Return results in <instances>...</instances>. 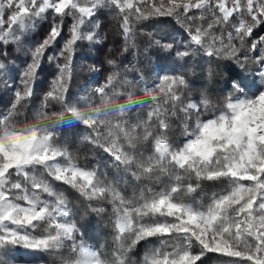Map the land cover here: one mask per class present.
Here are the masks:
<instances>
[{
    "label": "snow or ice",
    "instance_id": "6c2138e0",
    "mask_svg": "<svg viewBox=\"0 0 264 264\" xmlns=\"http://www.w3.org/2000/svg\"><path fill=\"white\" fill-rule=\"evenodd\" d=\"M102 7H115L124 14L126 43L132 36V19L183 17L180 22L189 40L187 50L176 53L180 58L203 52L239 61L234 41L243 45L264 25V0H160L158 5L152 0H0V44L4 45H19L39 20L53 13L48 35L28 49L31 60L21 75L23 91L15 90L12 110L0 117V264H15L6 257L17 246L51 252L67 248L69 257L61 264H130L132 249L150 239L158 240L159 246L147 252L141 264H197L209 252L264 264V91L248 94L233 82L234 92L240 95L229 94L224 106L215 108L206 97L197 103L185 96L189 84L183 75H165L154 90L145 87L152 103L143 102L146 116L137 114L133 122L129 114L141 102L131 92L125 102L118 101L121 89L132 82L121 79L117 70L95 89L100 104L86 102L79 107L69 102L67 79L74 45L96 39L95 32L85 33L82 28ZM192 10L196 13L188 15ZM65 17L73 21L70 38L59 53L67 62L58 65L59 74L42 105L46 108L55 101L61 111L51 115L41 111L36 122L17 126L11 118L33 95L37 72L47 50L61 36ZM257 49L256 75L264 81V35L251 42V50ZM247 60L244 56L241 67ZM4 68L0 63V70ZM202 109L211 110V115L201 118ZM179 113L184 116L185 139L174 144L169 135L171 120ZM193 115L194 127L187 122ZM73 123L90 130L87 139L107 154L113 167L138 182H148L138 194L125 197L118 187L119 177L106 182V174L98 168H83L74 161L59 142L60 127ZM149 143L151 151L145 155L144 145ZM203 181H220L228 187L204 205L192 196ZM57 184L70 186L88 201L107 200L112 205L110 257L82 239ZM153 184L161 186L157 190ZM196 245L199 253L193 251Z\"/></svg>",
    "mask_w": 264,
    "mask_h": 264
},
{
    "label": "trees",
    "instance_id": "16d2710c",
    "mask_svg": "<svg viewBox=\"0 0 264 264\" xmlns=\"http://www.w3.org/2000/svg\"><path fill=\"white\" fill-rule=\"evenodd\" d=\"M152 2L158 5L160 0H152ZM164 2L167 3V0ZM194 13L196 10H192L188 15ZM123 15L115 7H102L91 20L86 21L82 31L95 32L96 39L92 42L87 39L79 40L74 45L71 76L67 79L66 97L69 102L77 103L79 107H84L86 102H91L93 105L100 104V97L95 89L102 86L108 76L117 70L121 79L126 77L132 82L131 86L121 89L122 94L117 97L118 101L125 102L128 92H131L133 98L141 102V105L134 107L129 114L133 122L137 114L144 118L148 110L147 104L152 103L145 93V87L154 90L165 75H183L189 84L185 96L197 103L202 97H206L209 104L215 108H222L229 94L240 95L234 92L233 82L241 84L248 94L264 91V81L256 75L259 65L255 57L259 56V49L251 50V42L264 35V25L258 26L252 37L245 38L243 45L239 41H234L239 49L237 53L240 57L239 61L235 58L208 57L203 52H193L187 57L180 58L176 53L187 50L189 40L186 29L180 22L183 17L180 20L175 15L151 16L140 21L132 19V36L126 43L122 28ZM205 16H208V13H205ZM52 22L53 13L49 11L44 19L37 22L34 30L24 35L19 45L0 44V63L5 64V68L0 70V117L8 115L12 110L15 90L23 91L21 75L31 60L28 49L48 35ZM57 22H59L58 18ZM236 22V20L231 21V23ZM72 23V18H64L61 36L47 50L46 57L37 72L33 95L17 107L11 118V122L17 126L36 122L41 111L49 115L61 111L62 106L55 101H49L46 108H42V105L45 94L51 90L52 82L59 74L58 65L62 66L67 62L59 53L65 41L70 38ZM230 28L231 25L225 27V34ZM156 41L160 43L157 44ZM165 44H171L172 48L165 49L163 47ZM47 56L56 58L48 60ZM244 56H247L248 60L244 62V67H241ZM110 61H114L115 64ZM145 101L147 104L143 103ZM210 115L211 110L207 113L201 110V118ZM195 121L196 116L193 115L187 122L194 127ZM183 123L182 113L171 120L169 135L174 144H181L185 139ZM59 131L60 144L67 149L74 161L83 168H98L101 174H106V182H115L119 177L121 182L118 187L125 197L131 198L134 194H138L139 190L148 183L146 180L138 182L113 167L107 154L87 139L90 130L83 125L73 123L61 126ZM144 149L145 155L150 154L151 144L144 145ZM167 183L165 181L163 186H167ZM151 186L158 190L161 185ZM57 187L70 204L72 219L83 233L82 239L110 257L114 236L112 205L107 200L88 201L68 185L57 184ZM227 187L224 182L203 181L201 188L192 196L207 205L213 194L220 193ZM98 208H103L104 211H96L95 209ZM77 239L81 237L78 235ZM158 246L159 241L156 239L139 242L129 253L130 264H141L144 255ZM25 250L39 256L48 264H61L63 259L69 257L67 248L51 252L33 251L18 246L11 250L7 258L11 259L13 255L23 254ZM193 251L199 253L200 247L196 245ZM197 264H251V262L209 252L203 255Z\"/></svg>",
    "mask_w": 264,
    "mask_h": 264
},
{
    "label": "rangeland",
    "instance_id": "374dc122",
    "mask_svg": "<svg viewBox=\"0 0 264 264\" xmlns=\"http://www.w3.org/2000/svg\"><path fill=\"white\" fill-rule=\"evenodd\" d=\"M11 259L15 261V264H48L44 262L39 256L29 253L28 250H25L23 254L20 253L17 256L13 255Z\"/></svg>",
    "mask_w": 264,
    "mask_h": 264
}]
</instances>
